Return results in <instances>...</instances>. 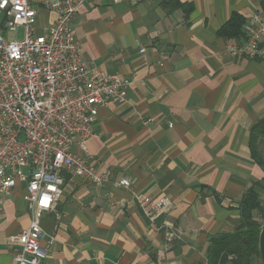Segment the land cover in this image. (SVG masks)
Listing matches in <instances>:
<instances>
[{
  "label": "crops",
  "instance_id": "crops-1",
  "mask_svg": "<svg viewBox=\"0 0 264 264\" xmlns=\"http://www.w3.org/2000/svg\"><path fill=\"white\" fill-rule=\"evenodd\" d=\"M112 1L82 4L73 21L84 61L130 84L124 104L99 109L86 149L71 147L107 179L64 174L56 207L39 217L42 264H210L212 240L239 227L245 194L264 201L250 151L264 119V58L223 53L253 14L264 18V0ZM232 17L241 34L221 36ZM54 20L39 10L40 27ZM257 146L264 160V134ZM125 178L130 187L119 186ZM23 194L21 183L0 200V264H13L10 239L32 217ZM147 197L170 207L151 221L139 205Z\"/></svg>",
  "mask_w": 264,
  "mask_h": 264
},
{
  "label": "built area",
  "instance_id": "built-area-1",
  "mask_svg": "<svg viewBox=\"0 0 264 264\" xmlns=\"http://www.w3.org/2000/svg\"><path fill=\"white\" fill-rule=\"evenodd\" d=\"M101 1L0 0V200L22 183V198L32 214L28 228L10 239L16 244L13 264H42L45 259L39 217L56 207L65 173L96 186L107 179L71 151L73 145L86 149L99 109L124 104L130 85L117 74L91 68L76 40L73 21L78 8ZM39 10L54 13L55 20L38 29ZM242 32L243 41L227 45L224 55L264 58V18L253 14ZM130 184L126 178L119 182L126 188ZM170 204L167 197L139 202L151 221ZM177 236L168 231V239Z\"/></svg>",
  "mask_w": 264,
  "mask_h": 264
},
{
  "label": "trees",
  "instance_id": "trees-1",
  "mask_svg": "<svg viewBox=\"0 0 264 264\" xmlns=\"http://www.w3.org/2000/svg\"><path fill=\"white\" fill-rule=\"evenodd\" d=\"M242 22L232 17L219 34L227 38L241 34ZM264 134V119L252 129L250 151L256 163L264 171V160L258 152L257 141ZM240 223L232 234L214 238L211 242L210 264H252L258 256V236L264 221V201L255 190H249L239 206ZM254 212L256 216H254Z\"/></svg>",
  "mask_w": 264,
  "mask_h": 264
},
{
  "label": "water",
  "instance_id": "water-1",
  "mask_svg": "<svg viewBox=\"0 0 264 264\" xmlns=\"http://www.w3.org/2000/svg\"><path fill=\"white\" fill-rule=\"evenodd\" d=\"M258 256L260 264H264V221L258 236Z\"/></svg>",
  "mask_w": 264,
  "mask_h": 264
},
{
  "label": "rangeland",
  "instance_id": "rangeland-1",
  "mask_svg": "<svg viewBox=\"0 0 264 264\" xmlns=\"http://www.w3.org/2000/svg\"><path fill=\"white\" fill-rule=\"evenodd\" d=\"M40 28V26L38 25V29ZM22 29L21 28H18V32H16L18 34V38L21 39L22 37ZM11 36L12 35H9V39H11ZM262 224H263V221H262ZM252 264H260V260H259V257H253L252 259Z\"/></svg>",
  "mask_w": 264,
  "mask_h": 264
}]
</instances>
